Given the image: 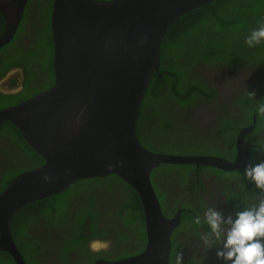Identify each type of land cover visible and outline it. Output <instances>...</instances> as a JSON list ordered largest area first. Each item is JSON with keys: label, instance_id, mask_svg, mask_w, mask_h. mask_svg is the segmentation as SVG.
Listing matches in <instances>:
<instances>
[{"label": "trees", "instance_id": "trees-1", "mask_svg": "<svg viewBox=\"0 0 264 264\" xmlns=\"http://www.w3.org/2000/svg\"><path fill=\"white\" fill-rule=\"evenodd\" d=\"M52 1L28 0L23 19L13 39L0 49V78L11 70H18L4 84L3 93L0 92V110L25 101L53 85L54 48L50 29ZM262 23L264 0H213L179 16L162 39L159 69L157 73H153L144 93L136 122L138 142L156 153L212 154L228 160L233 157L228 149L233 150L235 136L225 140L227 150L219 147L220 149L214 148L213 151H174L172 144L162 137V127L168 130L176 128L171 123L173 114L168 113L169 107L181 118V111L177 112L180 108H193L199 102L209 103L214 99V90L198 72L204 69V65L227 68L239 65V68H244L247 60L257 56L249 54H264V41L254 47L245 43L251 31ZM3 31L4 20L0 14V35ZM252 96V93L247 92L244 96H239L238 101L248 104ZM257 96V106L253 107L256 114L254 128H261L264 112L260 109L264 108V95ZM225 118L230 120V117ZM237 121L240 124L238 119ZM182 128L184 126L181 123L178 129ZM0 134L10 137L25 150V153L20 154L22 158L14 156V160L21 163L17 169L19 172L6 173L1 177L2 192L17 174L42 165L44 160L28 145L14 124L4 122L0 127ZM248 139L255 145L250 147L251 153H254L253 164L258 155L257 151L262 149L260 153H264V140L254 138L253 132ZM4 154L10 157L8 153ZM207 168L210 170L208 179L212 174H228L242 179L238 184L241 193H236L233 187L225 191L231 210L245 209L254 204L255 199L257 202L264 197V191L256 188L254 183L244 177V169L223 172L209 166L171 164H161L153 169L150 180L163 214L171 218L177 210H181L180 223L171 235L169 264H176L178 258L181 259V264H201L206 260L198 250L196 254L201 258L200 261L191 257L192 251L188 246L193 236L200 239L207 237L214 241L211 245L214 251L220 245L212 237L210 228L203 219L204 207L213 205L211 200L215 196L209 186L210 181H204L201 177V172ZM175 173H179L177 183L181 188L170 179ZM188 176L193 180L189 181ZM167 181H173L179 193L188 194L190 188L192 191H202V200L190 204L181 201L179 195L169 198ZM185 182L190 186H183ZM196 196L199 197L198 194ZM97 203L102 208L90 207ZM232 212L234 213L233 210ZM198 216L201 219L199 224L195 223ZM99 220L104 227L101 235L97 233ZM85 224L83 236L74 233ZM144 224L143 208L136 192L116 175H108L76 181L55 195L25 205L12 220L11 235L26 264H49V261H56L58 258L66 264H93L98 256L89 254L87 240L105 238L111 232L115 234L123 230L128 235L135 230L141 239L137 246H143L132 253L137 254L145 247ZM198 228H203L204 232L197 231ZM184 251L190 252V255H184ZM67 257L76 258L70 261ZM0 264L15 262L9 254L0 251Z\"/></svg>", "mask_w": 264, "mask_h": 264}, {"label": "water", "instance_id": "water-1", "mask_svg": "<svg viewBox=\"0 0 264 264\" xmlns=\"http://www.w3.org/2000/svg\"><path fill=\"white\" fill-rule=\"evenodd\" d=\"M28 0H0V49L14 37ZM213 0H54L50 16L54 84L0 110V127L14 124L44 160L19 173L0 192V251L26 264L11 225L25 205L55 195L79 180L116 175L138 195L146 245L141 252L93 264H169L171 235L180 210L168 218L150 180L161 164L210 166L232 172L251 164L240 131L234 161L214 156L152 152L136 137L144 93L159 69L160 46L172 23ZM45 177H48L46 180Z\"/></svg>", "mask_w": 264, "mask_h": 264}, {"label": "flooded vegetation", "instance_id": "flooded-vegetation-1", "mask_svg": "<svg viewBox=\"0 0 264 264\" xmlns=\"http://www.w3.org/2000/svg\"><path fill=\"white\" fill-rule=\"evenodd\" d=\"M254 59L247 60V66L244 68H239V65L227 68L204 65V69L198 70L202 79L206 80L207 84L214 90V99L209 103L199 102L193 108H180L177 112L181 111V118L176 114V112L169 107L168 113L173 114L172 125L176 128L174 130H168L162 127V137L172 144L174 151H184V150H194L201 149L206 151H213L214 148L227 150V144L225 142L228 138H233L235 136L234 148L228 149V152L233 155V157L224 160L234 161L237 158L236 141L241 130L253 126L255 124L256 114L254 113L253 107L257 106V95H264V54H249V56H254ZM260 61L261 63H257ZM18 70L14 69L9 71L4 77L0 78V92L3 93L4 84L8 81L10 76L17 73ZM250 92L253 94L249 103H242L238 101L239 96H244ZM241 94V95H239ZM205 103L208 105L206 106ZM162 106H160L161 108ZM225 117H230V120H226ZM239 120L240 124H238ZM182 123L184 128L178 129L179 125ZM262 126V125H261ZM254 138L264 140V123L261 128H254L253 131ZM250 134V133H249ZM249 134L245 136V142L251 147L255 145L248 139ZM212 145V146H210ZM220 147V148H219ZM264 148V147H263ZM262 149L257 151V158L254 163L264 162V153H260ZM8 153L10 157L7 156ZM11 153V154H10ZM21 153H25V150L19 147L18 144L14 143L13 140L3 134H0V179L6 173H17L19 165L21 163L14 160V156H20ZM254 153H251V159L253 160ZM194 156V155H190ZM196 156H208V155H196ZM210 156H213L210 154ZM214 157H219L214 155ZM22 158V157H21ZM220 158V157H219ZM253 163V164H254ZM252 164V161H251ZM217 169V168H215ZM220 170V169H218ZM223 171V170H221ZM236 171V170H234ZM210 170L203 169L201 172V177L204 181L209 180V186L213 189L215 196L211 200L213 205L206 206L207 208H215L220 211L224 216L235 215L236 212L244 210V208H232L231 210L229 203H227L225 191L233 187L236 193H241L238 184L242 180L239 176H230L228 174H212L209 179L207 178ZM227 172V171H223ZM204 173V174H203ZM18 175V174H17ZM178 186L177 180L179 179V173H175L170 176ZM189 181L193 179L188 176ZM173 181L168 182V192L169 198H174L179 195L178 198L181 201H185L190 204H196L198 201L202 200V191H188L187 193H179L177 191L176 185ZM199 182V181H198ZM197 182V183H198ZM196 183V184H197ZM195 185V184H194ZM183 186H190L188 182H185ZM182 186V187H183ZM180 187V186H179ZM181 188V187H180ZM193 197H191L190 193ZM223 192V193H222ZM199 195L197 197L196 195ZM264 199V197H262ZM259 200L253 201L254 204L258 203ZM93 209L102 208L100 203L95 206H90ZM179 211V210H177ZM181 211V210H180ZM176 214V213H175ZM98 235L103 232V225L101 220L97 222ZM86 228V224L78 232H73L80 236H83V232ZM192 229L191 227H189ZM197 231L203 233V228L196 229ZM82 231V234L79 232ZM183 237V232L180 233V239ZM139 235L135 232L129 233L128 235L125 231L121 233L112 232L105 236V238H96L87 240L86 247L89 250V254L93 257H97L94 262L100 259L113 260L119 259L118 257H128L134 255L132 253L139 251L137 246L140 242ZM97 246V250H93L92 245ZM214 241L207 239H200L193 236L188 246V249L192 251V256L195 260L200 261V257L196 254V251L203 253L206 260L202 261L201 264H222L221 260L216 257V251L211 248ZM222 245L218 244V247ZM209 248V249H207ZM205 250V252H204ZM184 255H190V252L184 251ZM103 256V257H102ZM70 261L72 258L67 257ZM93 262V263H94ZM49 264H66L59 258L56 261H49Z\"/></svg>", "mask_w": 264, "mask_h": 264}, {"label": "clouds", "instance_id": "clouds-1", "mask_svg": "<svg viewBox=\"0 0 264 264\" xmlns=\"http://www.w3.org/2000/svg\"><path fill=\"white\" fill-rule=\"evenodd\" d=\"M262 41H264V23L251 31L250 35L246 37L245 43L249 47H254ZM260 111L264 112V108H261ZM254 127L255 124L249 133L253 131ZM248 146L250 150L251 145L248 144ZM243 175L254 183L256 188L264 191V162L247 165ZM45 179L47 180L48 177ZM203 219L209 226L212 237L222 245L216 251V257L222 261V264H264V199L236 212L234 216H224L215 208H207L204 211ZM195 223H201L199 216ZM203 239L207 242V237H203ZM92 247L93 250H97L95 244ZM176 264H181L180 258L177 259Z\"/></svg>", "mask_w": 264, "mask_h": 264}, {"label": "bare ground", "instance_id": "bare-ground-1", "mask_svg": "<svg viewBox=\"0 0 264 264\" xmlns=\"http://www.w3.org/2000/svg\"><path fill=\"white\" fill-rule=\"evenodd\" d=\"M53 84H54V82H53ZM53 86V85H52ZM49 89V88H48ZM47 90V89H46ZM40 93V92H39ZM37 95V94H36ZM190 156V155H189ZM194 156H196V155H194ZM171 165H174V164H171ZM196 166V165H195ZM155 169V168H154ZM103 178V177H102ZM151 178V177H150Z\"/></svg>", "mask_w": 264, "mask_h": 264}]
</instances>
